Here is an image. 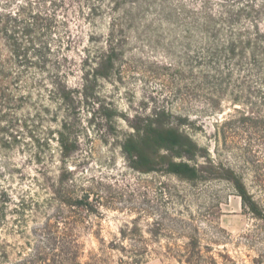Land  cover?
I'll return each mask as SVG.
<instances>
[{"label": "rangeland", "instance_id": "374dc122", "mask_svg": "<svg viewBox=\"0 0 264 264\" xmlns=\"http://www.w3.org/2000/svg\"><path fill=\"white\" fill-rule=\"evenodd\" d=\"M144 1H139L143 5L139 12L133 11L134 21L122 27V55H115L112 70L106 76H89L87 82L83 75L96 65V50L104 48L113 0H46L42 4L58 15V27L49 37L55 54L47 55V69L66 75L65 84L75 91L76 99L65 104L51 100L49 91L41 87L32 91L31 100L37 105L18 111L21 122L16 138L0 135L11 139L9 147L0 140V200L7 191L13 201L20 195L41 201L47 195L43 173L55 179L65 169L76 193L88 188L98 194L99 214L90 215L80 237L83 261L101 251L116 260L125 248L146 249L142 264H179L165 251L191 247L189 241L196 237L197 246L209 249L208 254L218 261V254L225 253L236 264H264V218L242 209L229 181L190 182L161 172L142 174L124 158L119 143L131 132L129 123L168 112L172 125L188 133L214 162L241 174L264 214V187L255 182L253 168L240 150L250 142L256 164L264 171L261 142L248 139L241 130L233 133L220 126L239 103L227 95L221 97L219 108H211L207 96L183 78L204 69L195 62L200 43L195 38L185 40L186 27L165 20L159 5L164 2L180 11L199 8L201 0H157L152 7L144 6ZM131 2L126 0L124 8L131 9ZM31 71L49 83L47 72L34 67ZM63 121L77 140V148L64 163L59 161L56 142ZM223 131H227L226 140ZM6 239L13 242L18 237Z\"/></svg>", "mask_w": 264, "mask_h": 264}, {"label": "trees", "instance_id": "16d2710c", "mask_svg": "<svg viewBox=\"0 0 264 264\" xmlns=\"http://www.w3.org/2000/svg\"><path fill=\"white\" fill-rule=\"evenodd\" d=\"M45 1L0 0V135L11 139L16 138L14 133L18 132L16 127L21 122L18 111L29 104L37 105L31 100L36 87L48 90L53 101L66 104L76 99L75 91L65 84L66 75L62 71L49 73L47 69V55L55 54L49 37L58 27V15L42 6ZM139 1L133 0V7L129 9L124 8L126 0H113L108 12L112 20L104 48L93 54L98 55L96 65L85 71V82L89 76L108 75L114 66L115 55H122L121 40L125 37L122 27L134 21L135 9L138 12L142 9ZM156 1L145 0L144 6L152 7ZM159 5L165 20L186 27L185 40L195 38L200 43L194 53L195 62L204 69L183 75V78L190 79L189 84L207 96L211 108H219L221 97L227 95L233 103H239L241 106L235 107L220 126L233 133L241 130L248 139L259 140L264 148V0H201L199 8H182L180 11L168 8L164 2ZM96 12L92 11L93 14ZM58 52L63 55L62 47ZM32 67L47 72L49 83L36 76ZM155 115L129 123L131 132L120 140L121 151L132 170L142 174L161 172L190 182L227 180L240 197L242 209L257 219L264 218L261 205L241 174L232 167L214 162L188 133L172 125L166 118L168 112ZM227 131L221 133L225 140ZM11 139L0 137L3 146L8 147ZM56 142L59 161L64 163L77 148V140L68 131L66 121L60 123ZM240 150L244 161L253 168L255 182L263 188L264 171L256 164L251 152L253 145L249 142ZM199 158L203 161L199 162ZM35 159L41 161L42 157L35 155ZM43 176L47 195L41 201L22 195L13 201L7 191L2 192L0 264L144 262L146 249L125 248L119 250L120 257L116 260L104 251L89 254L86 260H81L84 246L80 237L88 227L90 215L99 214L98 194L88 188L76 193V186L69 182L65 169L60 170L55 179L44 173ZM12 235H17L18 239L13 242L6 239ZM189 243L192 246L188 248H168L165 255L179 264H236L228 254L219 253L221 260L218 261L208 254L209 249L201 250L196 237H191Z\"/></svg>", "mask_w": 264, "mask_h": 264}]
</instances>
